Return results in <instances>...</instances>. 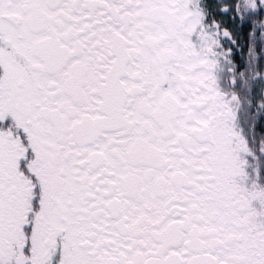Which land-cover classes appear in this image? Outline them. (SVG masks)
<instances>
[{"label":"snow or ice","instance_id":"6c2138e0","mask_svg":"<svg viewBox=\"0 0 264 264\" xmlns=\"http://www.w3.org/2000/svg\"><path fill=\"white\" fill-rule=\"evenodd\" d=\"M0 264H264V0H0Z\"/></svg>","mask_w":264,"mask_h":264}]
</instances>
